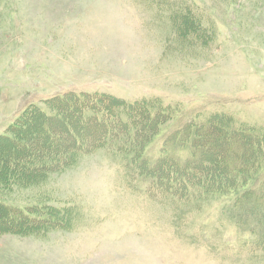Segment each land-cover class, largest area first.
I'll list each match as a JSON object with an SVG mask.
<instances>
[{
	"label": "rangeland",
	"instance_id": "1",
	"mask_svg": "<svg viewBox=\"0 0 264 264\" xmlns=\"http://www.w3.org/2000/svg\"><path fill=\"white\" fill-rule=\"evenodd\" d=\"M48 98L62 123L24 124L26 134L14 135L16 146H28L22 152L0 142V177L13 182L0 184V199L40 204L56 222L1 231L0 264H264L261 228L237 214L236 192L249 184L170 201L125 176L135 129L125 141L121 128L106 129L116 117L128 121L126 109L104 120L108 142L72 167L19 183L9 164L11 151L39 155L51 136L48 155L58 153L55 140L75 141L66 117L87 120L106 100L166 112L151 154L185 122L217 111L264 131V0H0V134L27 104ZM89 121L95 127H84L83 141L104 128ZM139 122L142 131L150 125ZM236 145L223 150L232 155ZM8 217L0 205V227L27 226Z\"/></svg>",
	"mask_w": 264,
	"mask_h": 264
},
{
	"label": "trees",
	"instance_id": "2",
	"mask_svg": "<svg viewBox=\"0 0 264 264\" xmlns=\"http://www.w3.org/2000/svg\"><path fill=\"white\" fill-rule=\"evenodd\" d=\"M109 98L111 99V96ZM50 99L44 100L43 104H27L0 134V142H3L2 144L6 148L7 145L12 144V150L16 151L19 148L18 150L22 152L28 146L26 144L16 146L17 139L14 135L18 131V134L24 135L27 130L24 124L26 125L34 118L48 120L47 116L54 117V121L62 123L60 117H55L51 113L53 109L56 112L57 110H55L54 104H51ZM97 104V113L93 112L87 120L81 118V121H75L70 116L66 117L65 123L63 122L64 128L67 130H74L73 127L77 129L71 132V136L77 142L74 140L66 142L64 138H61L60 143L55 140L52 148L57 147L58 153L48 155L51 148L49 141L54 140L53 136L45 140L46 145L42 148L44 151L40 150L39 155L31 154L32 151H28L24 157V155L16 153L12 155L11 151L10 169L14 171L18 169L15 182L20 181L19 183H21L30 179L29 176L27 177L29 174L40 178L62 171L72 167L81 156L103 147L109 138L104 130L106 129L104 120L109 116H115L117 110L126 109L131 114L129 120L121 121L116 117L109 124L107 123L106 129L107 133L114 131L116 134L117 130L121 128L117 135H122L121 139L124 141L132 138L130 132L133 128L135 129L133 139L137 145L129 152H124L121 149L127 160L123 162L124 168L127 170L126 177L128 176L133 182L137 181L138 184L145 186L152 197L170 199V201L172 199L181 201L184 200V197L189 198L190 196L198 199L221 190L229 191L239 183L249 184L247 190L236 192L238 196L236 202L239 205L237 214L246 212L247 219L257 223L256 226L261 228L258 231L261 232V236L264 235V131H257L233 115L217 111L211 113L203 121H197V118H194L185 122L175 134L167 137L158 154H151L149 146L159 132L158 126L166 113L164 110H162L164 113L152 115L145 107L147 105L145 101L125 102L115 99L97 102ZM63 106L67 110H73L68 103ZM81 108H78L79 111ZM93 118H97V123L103 125L104 128L98 133L99 138L88 136L89 138L83 141L81 132L83 133L85 128L95 127L94 123L89 121ZM139 119L149 122V127L147 126L143 131L140 130ZM233 143L237 145L233 154L230 155L228 154L229 150H223V148ZM228 158L231 161L227 162ZM255 171L260 173L256 174ZM9 180V177L3 179L0 177V184L9 186L13 183ZM250 202L255 203L247 207V210H243L245 209L243 207ZM0 205L6 209L10 219L16 215L14 219L19 216L21 219H18L19 221L27 223L26 227L19 224H14V226L6 224V226L0 227V232L3 230L29 232L43 227H52L56 222L54 219L43 217L44 212L41 210L45 208H39L40 204H30L29 208L15 207V205L5 203L0 199ZM258 209H261L262 213L259 214ZM21 224L25 223L21 222Z\"/></svg>",
	"mask_w": 264,
	"mask_h": 264
}]
</instances>
